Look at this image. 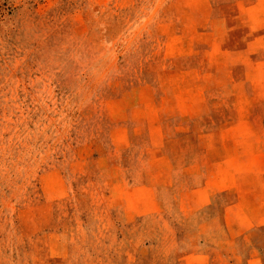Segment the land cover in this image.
<instances>
[{"label":"rangeland","instance_id":"rangeland-1","mask_svg":"<svg viewBox=\"0 0 264 264\" xmlns=\"http://www.w3.org/2000/svg\"><path fill=\"white\" fill-rule=\"evenodd\" d=\"M0 264H264V0H0Z\"/></svg>","mask_w":264,"mask_h":264}]
</instances>
